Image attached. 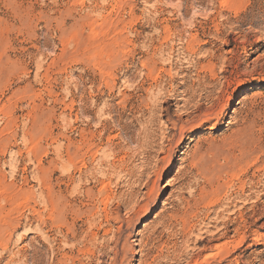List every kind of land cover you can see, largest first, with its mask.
Here are the masks:
<instances>
[{
	"label": "rangeland",
	"instance_id": "rangeland-1",
	"mask_svg": "<svg viewBox=\"0 0 264 264\" xmlns=\"http://www.w3.org/2000/svg\"><path fill=\"white\" fill-rule=\"evenodd\" d=\"M234 261L264 264V0H0V264Z\"/></svg>",
	"mask_w": 264,
	"mask_h": 264
},
{
	"label": "bare ground",
	"instance_id": "bare-ground-1",
	"mask_svg": "<svg viewBox=\"0 0 264 264\" xmlns=\"http://www.w3.org/2000/svg\"><path fill=\"white\" fill-rule=\"evenodd\" d=\"M254 204V203H253ZM246 209V208H245ZM253 211V210H252ZM225 213V212H224ZM260 213V212H259ZM251 214V213H250ZM239 220H240V223H242L243 225H242V227L240 228V227H238V228H236L235 229V234H237V236H238V238L239 237H241V242H244V241H246L245 240V233H240V232H238V231H242V230H244L245 229V220H246V218H245V220L243 219L244 217L242 216V214H240V216H239ZM230 219V218H229ZM260 220V219H259ZM233 222H237V220L235 219V221H233ZM235 225H237L236 223H235ZM239 226V225H238ZM225 227V226H224ZM249 227V226H248ZM253 232V231H252ZM229 232L227 231V232H225L224 234H222L221 235V240H227V234H228ZM250 233V232H249ZM254 234V233H253ZM251 236H253V235H250V237ZM247 237V236H246ZM219 238V239H220ZM218 239V240H219ZM249 239V238H248ZM215 240V239H214ZM256 240V239H255ZM205 241V240H204ZM216 241V240H215ZM248 241V240H247ZM240 242V243H241ZM207 243V242H206ZM211 243V242H210ZM202 244V243H201ZM242 244V243H241ZM231 245H232V242H230V241H228V242H224L222 245H220V246H217V247H215L218 251H219V253L217 254V255H215V257H217V258H220L221 256H223V257H226V256H228L229 255V248L231 247ZM204 250H207V248L205 247L204 248ZM231 251V250H230ZM230 256V255H229ZM215 257H213V258H215ZM231 257V256H230ZM235 259H237V258H235ZM232 262V261H231ZM235 262V261H234ZM238 262V261H237ZM222 264V263H221ZM230 264V263H229ZM235 264H236V262H235ZM238 264V263H237Z\"/></svg>",
	"mask_w": 264,
	"mask_h": 264
}]
</instances>
